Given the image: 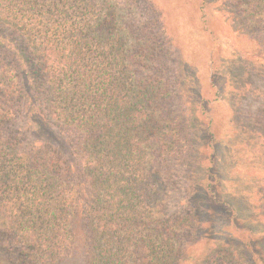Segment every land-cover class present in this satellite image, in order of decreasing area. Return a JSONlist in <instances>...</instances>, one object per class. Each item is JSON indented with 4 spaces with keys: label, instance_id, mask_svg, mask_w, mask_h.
Here are the masks:
<instances>
[{
    "label": "trees",
    "instance_id": "1",
    "mask_svg": "<svg viewBox=\"0 0 264 264\" xmlns=\"http://www.w3.org/2000/svg\"><path fill=\"white\" fill-rule=\"evenodd\" d=\"M232 3L242 30H264V0ZM123 12L0 0V264H173L192 211L157 208L193 150L191 90Z\"/></svg>",
    "mask_w": 264,
    "mask_h": 264
},
{
    "label": "rangeland",
    "instance_id": "2",
    "mask_svg": "<svg viewBox=\"0 0 264 264\" xmlns=\"http://www.w3.org/2000/svg\"><path fill=\"white\" fill-rule=\"evenodd\" d=\"M119 2L129 22L166 42L165 67L191 90L193 150L165 179L157 208L192 211L173 264H264V30H242L232 0Z\"/></svg>",
    "mask_w": 264,
    "mask_h": 264
}]
</instances>
